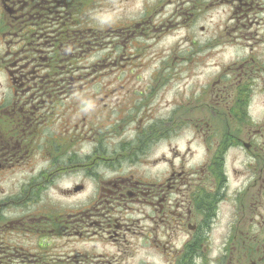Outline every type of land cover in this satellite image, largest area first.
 Instances as JSON below:
<instances>
[{
  "label": "flooded vegetation",
  "instance_id": "1",
  "mask_svg": "<svg viewBox=\"0 0 264 264\" xmlns=\"http://www.w3.org/2000/svg\"><path fill=\"white\" fill-rule=\"evenodd\" d=\"M113 13L117 26L96 21ZM210 62L231 63L211 94L164 87ZM129 75L158 86L96 81ZM9 254L264 264V0H0V264Z\"/></svg>",
  "mask_w": 264,
  "mask_h": 264
},
{
  "label": "rangeland",
  "instance_id": "2",
  "mask_svg": "<svg viewBox=\"0 0 264 264\" xmlns=\"http://www.w3.org/2000/svg\"><path fill=\"white\" fill-rule=\"evenodd\" d=\"M127 17L129 18V20H133V19L137 18V15H135V16L127 15ZM96 21L98 23H101V24H105V23H108L109 21H111L113 23V25L117 26L118 24L123 22V16L121 14H118V13L98 14V15H96ZM112 35L114 36L115 33H113ZM123 43L124 42H122V40H121V42H113V45L119 46V45H122ZM153 44H154L153 42H150L147 45L152 46ZM101 47H103V45ZM149 50H150V53H152L154 51V47L150 48ZM141 63L144 65H147L146 69L149 72L153 71L155 68V62H146L145 59H143L141 62L138 63V65H140ZM216 64H217L216 62H210L208 65L202 64V63H193V67H192V75L193 76L191 78L173 79L170 84H165L164 87L173 90L174 88L175 89H178V88L184 89V86L186 85L187 87L185 89H187V90L191 89L193 92L194 98L199 97V93L203 90L209 91L211 94V92H213L215 85H216V82L218 80V76H219L218 71L221 70V67L223 65L224 66L231 65V63H229V62H225V63L221 62L220 64L218 63L220 65V67L218 68L216 66ZM176 65H177L178 69L183 67V63H179ZM204 66H208V68L206 69V68H204ZM185 69H188V68H185ZM134 70H137L138 72H140V71L142 72L144 70V67L136 68ZM203 70H205V71L201 73V71H203ZM103 73L104 72H102V74ZM200 73L201 74L205 73V74L203 77H199V76L194 77V75H196V74L199 75ZM142 76L129 75V78L125 79L124 84H121L122 78L116 77V76L113 77L112 79L106 80V79L102 78V79H97L96 81H97L99 86H106L110 80H113V82L115 81L117 83V85H119V84L125 85L126 83H128L129 86H136V87L152 86V87L156 88V86H158V84H157L158 81L155 84L154 80L149 79L148 81H146L145 78ZM164 81H166V80L163 79L162 83ZM193 107H196V106L193 105ZM190 112H191V114H190ZM187 116H188V118H192L193 121L197 120V118H200L201 116L206 117L204 111H202V110L197 111V110H195V108H193V110L189 111V114ZM208 118H211L210 112H208ZM19 241L22 242L23 240H19ZM17 248H20V246H18ZM9 255L11 256L10 264H27V263H21L20 262L19 257L21 254L20 255L9 254ZM0 256H4V255H0ZM3 259L5 261H8L7 256L3 257Z\"/></svg>",
  "mask_w": 264,
  "mask_h": 264
}]
</instances>
